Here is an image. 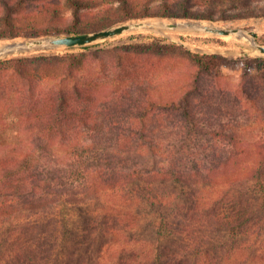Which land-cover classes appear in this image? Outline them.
Returning <instances> with one entry per match:
<instances>
[{
  "label": "trees",
  "instance_id": "1",
  "mask_svg": "<svg viewBox=\"0 0 264 264\" xmlns=\"http://www.w3.org/2000/svg\"><path fill=\"white\" fill-rule=\"evenodd\" d=\"M260 1L0 0V42ZM111 41L0 58V264H264V58Z\"/></svg>",
  "mask_w": 264,
  "mask_h": 264
},
{
  "label": "rangeland",
  "instance_id": "2",
  "mask_svg": "<svg viewBox=\"0 0 264 264\" xmlns=\"http://www.w3.org/2000/svg\"><path fill=\"white\" fill-rule=\"evenodd\" d=\"M47 2H51L53 4L59 3L63 0H46ZM256 16H244V18L239 20H230L221 23H213L214 25L221 27H239L243 28L247 32L253 31L257 33V41L261 44H264V0H261L258 3ZM150 22H178V21H188L190 19L185 20H176V19H161V18H151V19H140ZM136 21V20H135ZM150 36H159L166 38L168 40H176L175 42L186 46L187 48L200 52V53H209V54H220L230 59H237L243 56V53L248 52L252 53L254 49L244 40L239 38L238 36H227V37H219L206 33H197V32H189L182 29L178 30H166L164 32H157L152 30H138L127 32L122 35H119L112 39L109 46L117 45V44H129L136 42H143L150 40ZM27 40V39H25ZM18 40L5 41L0 42V48L7 46V44L17 42ZM254 57L264 58V54L261 53H253ZM243 75V69L239 66H227L224 67V75L220 79H207L208 85L214 87L217 92L222 91L226 96L224 100L233 99V93L236 92L238 84L241 82V78ZM256 81V80H255ZM261 86V84H257ZM229 100V101H230ZM231 103V102H230ZM224 118L227 119V113L229 109L226 107L224 109ZM14 136H8L7 140H12Z\"/></svg>",
  "mask_w": 264,
  "mask_h": 264
},
{
  "label": "water",
  "instance_id": "3",
  "mask_svg": "<svg viewBox=\"0 0 264 264\" xmlns=\"http://www.w3.org/2000/svg\"><path fill=\"white\" fill-rule=\"evenodd\" d=\"M182 29L189 32L206 33L219 37L238 36L246 41L254 51L245 52V55L253 53L264 54V44L257 41V33L247 32L239 27H221L214 25L206 20H188L178 22H150L145 20L129 21L114 25L99 31L89 32L82 35L73 36H48L43 38L18 40L17 42L7 44L0 48V58L7 56L30 53L35 51L55 50L63 47H76L92 45L105 42L127 32L138 30H152L164 32L166 30ZM173 41H176L173 39Z\"/></svg>",
  "mask_w": 264,
  "mask_h": 264
},
{
  "label": "bare ground",
  "instance_id": "4",
  "mask_svg": "<svg viewBox=\"0 0 264 264\" xmlns=\"http://www.w3.org/2000/svg\"><path fill=\"white\" fill-rule=\"evenodd\" d=\"M157 23H160V22H157Z\"/></svg>",
  "mask_w": 264,
  "mask_h": 264
}]
</instances>
